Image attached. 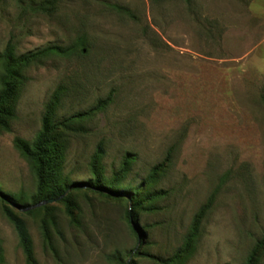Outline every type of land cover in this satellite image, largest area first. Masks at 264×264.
<instances>
[{
  "label": "rangeland",
  "instance_id": "rangeland-1",
  "mask_svg": "<svg viewBox=\"0 0 264 264\" xmlns=\"http://www.w3.org/2000/svg\"><path fill=\"white\" fill-rule=\"evenodd\" d=\"M79 35L84 51L49 56L24 70L10 129L0 133L4 264L25 263L3 202L24 222L37 264H118L111 254L134 248L146 253L134 257L136 264H164L148 255L172 254L213 189L195 249L181 264H242L264 232V0H60L50 15L22 13L16 0H0V50L9 39L24 53L67 45ZM57 85L65 87L57 119L111 96L69 135L63 172L71 181L89 178L98 142L107 177L131 154L123 187L141 185L168 158L150 184L163 196L138 211L141 235L125 218L130 201L87 188L72 195L76 222L60 201L27 213L4 198L22 196L31 204L35 177L12 139L33 138Z\"/></svg>",
  "mask_w": 264,
  "mask_h": 264
},
{
  "label": "trees",
  "instance_id": "trees-1",
  "mask_svg": "<svg viewBox=\"0 0 264 264\" xmlns=\"http://www.w3.org/2000/svg\"><path fill=\"white\" fill-rule=\"evenodd\" d=\"M188 1V0H184ZM60 0H16L20 11L38 12L46 15L53 13ZM119 8L120 7H117ZM85 38L79 35L75 40L67 45L47 44L42 47L26 51L24 53L15 52V43L9 39L0 50V133L9 131L10 123L14 118V99L18 88L25 80L24 70L32 65L40 63L49 56H69L85 49ZM65 87L57 85L48 96L43 106L40 118V127L33 138L28 141L21 137L14 136L13 147L19 155L27 162L35 177V190L29 196L31 204L38 201L58 198L69 216L71 222H76L74 209L77 208L72 195L76 191H93L99 195L115 200H128L131 207L125 210V218L135 236L143 233L141 227L136 224L139 210L152 209L154 201L163 196L160 189L151 188V183L160 175L168 165V158L165 157L160 163L154 165L141 185L134 188L123 187L121 179L128 172L132 157L130 153H125L118 168L109 177L103 173L101 163L104 149L101 142H98L89 156L88 172L89 178L85 181H71L67 173L63 172L65 153L68 146L69 135L81 130V122L102 111L111 101L110 94L98 99L92 106L84 111L74 112L61 119L56 117V109L64 95ZM264 105V95L261 96ZM70 187V188H69ZM69 188L68 192H64ZM216 190L213 189L192 214L181 243L174 249L172 254L164 259L153 257L164 264H181L193 253L199 234L200 225L206 212L211 208ZM64 194V195H63ZM9 203L17 205L19 208L29 206L22 201L23 197L4 194ZM3 202V201H2ZM47 204L32 208L26 211L32 213L40 209H47ZM3 214L10 221L16 234L17 244L24 256L25 264H37L33 255L31 240L24 222L8 208L3 202ZM41 227L44 235L47 232V222L42 219ZM141 248H134L124 256L120 251L111 254V259L118 264H126L125 257L132 255L128 264H136L134 257L146 255ZM264 251V232L250 248L242 264H258L259 258ZM0 264H4L3 248L0 240Z\"/></svg>",
  "mask_w": 264,
  "mask_h": 264
},
{
  "label": "water",
  "instance_id": "water-1",
  "mask_svg": "<svg viewBox=\"0 0 264 264\" xmlns=\"http://www.w3.org/2000/svg\"><path fill=\"white\" fill-rule=\"evenodd\" d=\"M69 188H67V190L64 192V194L68 192ZM60 197L61 196H59L57 198L44 199V200L38 201L36 203L30 204L29 206H27L25 208H19L17 205H15L13 203H10V204L13 205L15 208H17L19 211H26V210H29V209H32V208H36V207L41 206V205H44V204H48V203L54 202V201H56ZM126 264H128V261L126 262Z\"/></svg>",
  "mask_w": 264,
  "mask_h": 264
}]
</instances>
